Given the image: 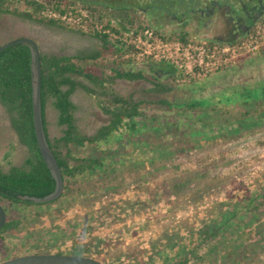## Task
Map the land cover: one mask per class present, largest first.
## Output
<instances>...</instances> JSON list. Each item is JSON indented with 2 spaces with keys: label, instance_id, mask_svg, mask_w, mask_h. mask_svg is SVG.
<instances>
[{
  "label": "rangeland",
  "instance_id": "obj_1",
  "mask_svg": "<svg viewBox=\"0 0 264 264\" xmlns=\"http://www.w3.org/2000/svg\"><path fill=\"white\" fill-rule=\"evenodd\" d=\"M77 10L86 15L85 11ZM130 14L135 27L129 32L120 31L119 36H111L112 39L119 38L127 46H130L129 37L146 29L152 31L155 38L171 37L166 39L171 42L177 40L175 36L179 33L187 32V41L192 43L206 46L229 44L202 40L195 36V30L189 32L192 24L178 26L149 12ZM86 19L82 28L70 25L81 29L82 33H78L69 28L50 27L3 15L0 17V45L28 38L36 43L40 53L46 55L71 56L79 51L93 53L99 47V42L89 34L95 29V22ZM117 20L111 19L114 27H117ZM138 26L143 29L137 30ZM145 57L136 58L134 53L135 70H147L143 63L149 59ZM93 71L97 75L108 73L102 66L93 67ZM160 79L165 80L164 76ZM171 83L174 89L160 94L147 92L151 86L146 81L113 82L110 89L123 99L135 102L165 100L175 106L172 111L146 110L147 117H156L158 130L142 124L135 133L122 131L112 135L106 144L81 149L78 155L84 157L102 153L104 167L73 181L72 193L57 204L9 210L10 215L17 214L24 219L22 228L9 238L15 247L11 252L13 258L58 251L81 256L80 250L87 241L88 232L102 243L106 240L112 242L107 252L109 259L129 251H141V257L145 258L151 253L147 249L149 243H163L164 235L176 229L183 235L189 232L187 229L190 227L194 230V237H186L185 242L196 247L198 253H206L207 245H196L202 222L209 221L216 213V206L233 204L246 192L252 193L259 185H264V93L262 87L258 88L264 85V48L253 55L231 60L207 78L182 77L179 74ZM243 93L245 98L251 95L246 105L244 99L239 98ZM192 99L205 100L202 106L204 116L200 119L196 116L198 108L192 111L186 107ZM71 101L77 107L74 118L81 133L93 137L100 128L109 124V117L100 107L110 106L107 98L77 89ZM247 110L250 112L245 115ZM46 120L50 139L58 138L62 127L56 124V112L49 104ZM6 153H9L10 165L20 166L27 150L19 143L8 116L0 106L2 171L9 168L4 159ZM204 156H210V162L200 170L195 159ZM188 172L194 176L185 186L174 191L172 185L187 178ZM241 217L242 225H245L240 229L243 237L239 245H242L236 254H231L226 264L234 261L235 264H264V206ZM52 232L59 233L58 242ZM225 234L228 233L222 236ZM219 237L209 243L217 246ZM224 238L229 240L231 236ZM232 245L235 247L232 241L222 245L223 253L228 252ZM211 258L207 256L200 264H214ZM215 259V264H222L223 261H218L219 255ZM160 261L154 258L155 264H160Z\"/></svg>",
  "mask_w": 264,
  "mask_h": 264
},
{
  "label": "trees",
  "instance_id": "obj_2",
  "mask_svg": "<svg viewBox=\"0 0 264 264\" xmlns=\"http://www.w3.org/2000/svg\"><path fill=\"white\" fill-rule=\"evenodd\" d=\"M206 1L208 0H0V17L10 15L50 27L69 28L82 33L81 29H74L61 19L50 18L47 14V11L51 10L60 16L87 20L77 10L79 8L86 12L87 18L92 19L93 23L101 25L100 31L93 29L89 32L90 36L99 42L98 49L93 53H76L71 56L39 54L41 125L63 182L62 193L48 202L34 203L30 200V198L43 199L55 189V181L40 154L34 132L31 49L26 44L18 43L0 51V106L8 116L9 124L19 143L27 150V155L20 166L10 165L9 153H6L4 159L9 168L7 171L0 169V205L7 213L6 222L0 229V262L13 258L11 252L15 247L9 238L22 228L24 222V219L17 214L10 215L9 210L57 204L61 198L72 193L73 181L104 167L102 153L84 157L78 155L81 149L86 146L96 148L100 144H106L112 135L122 131L135 133L142 124L146 128L160 129L156 117H147L146 110L172 111L175 106L165 100L135 102L123 99L110 89L115 80L146 81L151 86L147 92L164 94L174 89L175 86L171 82L176 79L174 69L163 62L146 60L143 63L147 68L146 71L135 70L132 58L133 47L127 46L119 38L112 39L111 36H119L120 31L129 32L135 27L131 12H149L159 16L167 12L180 17L201 8ZM106 18H117V27L112 25L111 19L105 21ZM141 29L143 27H137V30ZM175 38L184 43L189 39L183 32ZM96 66H102L108 73L101 72L97 75L93 71V67ZM160 76H164L165 80L161 81ZM260 87L263 88L264 93V85L258 88ZM77 89L89 95L105 97L110 102V106H100L104 114L109 117V124L100 128L93 137L81 133L76 125L74 113L77 107L71 101V96ZM244 95V93L240 94L239 98L244 99L243 103L246 105L251 95L247 98ZM203 102H205L203 99H192L186 105L192 111L198 108L197 119L204 116ZM48 104L56 112V124L62 127L58 138L50 139L48 135L46 120ZM249 112L247 110L244 114L247 115ZM195 162L200 166V170L204 169L210 162V156L197 157ZM192 176L190 174L183 181L174 183L172 185L174 191L179 186H185ZM196 178H199L198 175ZM262 206H264V185H259L252 193L246 192L233 204L216 206V213L209 221L202 222L198 230L199 243L196 241V245L197 247L207 245L206 253H198L196 247H191L189 242H185L186 237L189 239L194 237V230L190 227L187 229L189 232L186 231L183 235L178 233L177 229L164 235L163 243H149L147 249L151 253L145 258L141 257V251H129L115 254L109 259L107 252L112 242L106 240L102 243L88 232L87 241L84 242L82 249H79L80 255L92 257L104 264H155L154 258L160 259V264H200L207 256L212 257L211 260L215 264L217 262L215 257L219 255V263L223 261L222 264H226L232 257L231 254H236L238 247L242 245H239L243 237L240 229L245 225H242L241 216L256 212ZM89 229L91 228L88 227ZM224 233H228L224 236L231 238L229 240L224 238L222 236ZM58 234L53 233L57 242ZM185 234L188 236H184ZM218 236H220L218 245L212 246L209 242ZM231 241L235 247L232 245L228 252L223 253L222 245L226 246ZM90 248L94 250L91 251ZM170 252L172 255H169ZM55 254L65 253L58 251Z\"/></svg>",
  "mask_w": 264,
  "mask_h": 264
},
{
  "label": "built area",
  "instance_id": "obj_3",
  "mask_svg": "<svg viewBox=\"0 0 264 264\" xmlns=\"http://www.w3.org/2000/svg\"><path fill=\"white\" fill-rule=\"evenodd\" d=\"M47 14L50 18L61 19L68 25H79L80 28L86 23L84 19L60 16L51 10ZM85 16L82 15L83 18L87 17ZM93 26L95 30H101V25L94 23ZM130 34L133 35L131 32ZM132 37H129L128 44L133 47L136 58L146 56L151 61L166 63L174 69L176 76L181 74L182 77L207 78L212 72L228 65L231 60L253 55L264 48V17L257 20L241 39L222 46H206L191 41L184 43L178 39L171 42L153 37L152 31L148 29Z\"/></svg>",
  "mask_w": 264,
  "mask_h": 264
},
{
  "label": "flooded vegetation",
  "instance_id": "obj_4",
  "mask_svg": "<svg viewBox=\"0 0 264 264\" xmlns=\"http://www.w3.org/2000/svg\"><path fill=\"white\" fill-rule=\"evenodd\" d=\"M263 15L264 0H208L184 16L166 12L159 17L178 26L192 24L189 32L195 30V36L204 41L231 43L244 36Z\"/></svg>",
  "mask_w": 264,
  "mask_h": 264
},
{
  "label": "water",
  "instance_id": "obj_5",
  "mask_svg": "<svg viewBox=\"0 0 264 264\" xmlns=\"http://www.w3.org/2000/svg\"><path fill=\"white\" fill-rule=\"evenodd\" d=\"M23 43L31 49V80H32V109H33V125L36 142L40 154L45 162L52 178L55 181V189L53 193L43 199L30 200L34 203L48 202L57 198L62 192V178L60 171L53 157L51 150L48 148L41 125L40 116V51L34 41L28 38H18L0 45V51L14 44ZM25 199V198H24ZM6 222V213L0 205V229ZM0 264H103L93 258L84 256H72L66 254H44V255H25L11 258L0 262Z\"/></svg>",
  "mask_w": 264,
  "mask_h": 264
},
{
  "label": "crops",
  "instance_id": "obj_6",
  "mask_svg": "<svg viewBox=\"0 0 264 264\" xmlns=\"http://www.w3.org/2000/svg\"><path fill=\"white\" fill-rule=\"evenodd\" d=\"M49 135V134H48ZM50 138V137H49Z\"/></svg>",
  "mask_w": 264,
  "mask_h": 264
}]
</instances>
